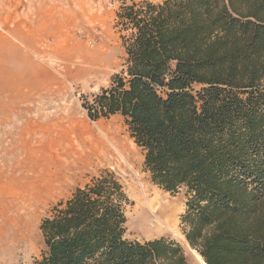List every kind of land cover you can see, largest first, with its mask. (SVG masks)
Listing matches in <instances>:
<instances>
[{"label":"trees","instance_id":"trees-1","mask_svg":"<svg viewBox=\"0 0 264 264\" xmlns=\"http://www.w3.org/2000/svg\"><path fill=\"white\" fill-rule=\"evenodd\" d=\"M117 1L124 63L88 118L120 116L151 182L185 192L203 264H264V0ZM130 205L100 172L43 218L33 264H189L177 241L129 240Z\"/></svg>","mask_w":264,"mask_h":264},{"label":"rangeland","instance_id":"rangeland-1","mask_svg":"<svg viewBox=\"0 0 264 264\" xmlns=\"http://www.w3.org/2000/svg\"><path fill=\"white\" fill-rule=\"evenodd\" d=\"M119 5L0 0V264H33L45 250L43 218L104 170L119 176L131 201L129 240H174L189 264H203L200 256H190L181 225L185 192L172 195L151 182L144 155L120 116L95 122L82 107L83 97L108 87L122 69L125 51L115 28ZM104 128L122 137L129 155L93 154L92 140ZM76 150L87 155L76 168L51 183L39 178L54 165L55 152Z\"/></svg>","mask_w":264,"mask_h":264},{"label":"bare ground","instance_id":"bare-ground-1","mask_svg":"<svg viewBox=\"0 0 264 264\" xmlns=\"http://www.w3.org/2000/svg\"><path fill=\"white\" fill-rule=\"evenodd\" d=\"M99 133H101V132H99ZM102 133H103V136H100L97 139L92 140V142H95V145L97 146V148L92 149L93 154L97 153V156H105V158L106 157L111 158V157H115L117 155H120L121 157L125 158L127 155H129L128 151H127V144L122 142V139H121L122 137H120L116 133H113L108 128L107 129L104 128ZM93 137H94V135H93ZM86 156L87 155L85 154V152L80 151V150H76V151L71 152L69 154H65L64 156L57 154L55 152L54 165L48 166V168L46 170L44 169L45 171L43 173H41V175H39V178L42 179L45 183L54 182L56 179L60 178L61 175L65 174V172H67V170H69L70 168H76L79 165V163H81V161ZM117 157H119V156H117ZM108 158H106V159H108ZM113 161H115V160H113ZM191 252L197 258H198V256H200L197 252H195L193 250H191Z\"/></svg>","mask_w":264,"mask_h":264},{"label":"water","instance_id":"water-1","mask_svg":"<svg viewBox=\"0 0 264 264\" xmlns=\"http://www.w3.org/2000/svg\"><path fill=\"white\" fill-rule=\"evenodd\" d=\"M189 247H190V246H189ZM190 249L193 250L191 247H190ZM193 251H195V250H193ZM195 252H196V251H195ZM197 253H198V252H197ZM198 254H199V253H198ZM199 255H200V254H199Z\"/></svg>","mask_w":264,"mask_h":264}]
</instances>
